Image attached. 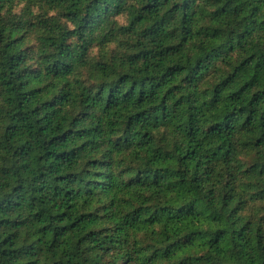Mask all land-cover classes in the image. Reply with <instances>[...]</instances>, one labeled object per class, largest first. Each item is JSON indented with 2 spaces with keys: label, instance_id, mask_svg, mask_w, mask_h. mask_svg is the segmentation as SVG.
I'll use <instances>...</instances> for the list:
<instances>
[{
  "label": "trees",
  "instance_id": "obj_1",
  "mask_svg": "<svg viewBox=\"0 0 264 264\" xmlns=\"http://www.w3.org/2000/svg\"><path fill=\"white\" fill-rule=\"evenodd\" d=\"M0 264H264V0H0Z\"/></svg>",
  "mask_w": 264,
  "mask_h": 264
}]
</instances>
